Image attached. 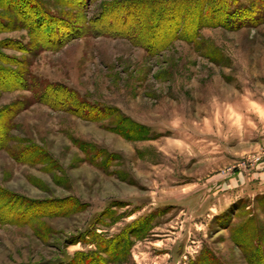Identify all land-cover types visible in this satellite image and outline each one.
Here are the masks:
<instances>
[{"label": "rangeland", "instance_id": "rangeland-1", "mask_svg": "<svg viewBox=\"0 0 264 264\" xmlns=\"http://www.w3.org/2000/svg\"><path fill=\"white\" fill-rule=\"evenodd\" d=\"M0 131V264H264V0H0Z\"/></svg>", "mask_w": 264, "mask_h": 264}, {"label": "trees", "instance_id": "trees-1", "mask_svg": "<svg viewBox=\"0 0 264 264\" xmlns=\"http://www.w3.org/2000/svg\"><path fill=\"white\" fill-rule=\"evenodd\" d=\"M19 12H21L20 10H19ZM180 16V15H179ZM173 17V16H172ZM37 24H39V22L37 23ZM38 27H39V25H38ZM86 28H88V27H86ZM101 28V27H100ZM103 29H106V28H103ZM102 29V30H103ZM98 33L99 32H104V31H101V30H96ZM81 33V32H80ZM79 33V34H80ZM75 34V33H74ZM76 35V34H75ZM73 37V36H72ZM63 38H58L57 40H56V44L55 45H52L51 44V46H53V47H55V48H57V47H59L61 44H63ZM42 44H43V46L44 47H48V46H50L49 44L48 45H45L44 44V41L42 42ZM150 50H151V48H150ZM1 81H4L3 79H1ZM12 82V81H11ZM10 82V83H11ZM18 82V81H17ZM6 83H9V82H7L6 81ZM8 86H10V85H8ZM13 87H17V88H25L26 87V85H24V84H20V83H18V84H16V86H10L9 88H13ZM47 87H49V89H47L48 90V92L46 93L45 91L42 93L43 95H47L48 97L50 96V95H52V96H54V95H56V96H58V94L59 93H61L60 94V96H61V98H57L58 100H57V102H55L54 100H48V99H46L44 96L42 97V94H41V96H39V98H38V100H44V102L46 101V103L48 104V105H50L51 107H53V108H59V107H61V105H63V101H71L72 99H71V97L68 95V94H70V95H73L74 96V92H73V90H71V89H69L68 87H66V86H64V85H62V84H58V83H51V84H48L47 85ZM50 93V94H49ZM51 96V97H52ZM28 103H29V101L27 102V101H23V103H22V105H20V106H18L16 109H19L20 107H22V106H27L28 105ZM71 109V108H70ZM5 131H0V148L1 147H3L4 146V142H5ZM141 224V223H140ZM140 224H137V222L136 223H134L133 225H131V227L132 226H134V228L135 227H137L138 225H140ZM145 225H146V222H145ZM142 226V225H141ZM147 226V225H146ZM145 226H143L142 228H144ZM142 230V229H141ZM140 230V231H141ZM128 233H126L125 231H123L121 234H119L116 238H112V239H110V243L112 242V243H114L113 244V247L115 248V246H116V244H119V250H118V252L117 253H115L114 254V258H120V257H123L124 256V252H123V249L125 248V246L122 244L124 241H125V239H126V235H127ZM240 239V238H239ZM237 244L239 245V246H241V248H242V243L241 242H237ZM244 245V244H243ZM118 246V245H117ZM250 260V259H249Z\"/></svg>", "mask_w": 264, "mask_h": 264}]
</instances>
